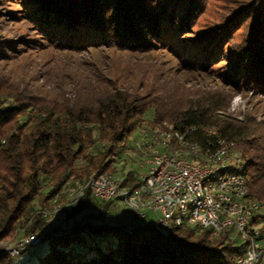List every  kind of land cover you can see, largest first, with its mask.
Listing matches in <instances>:
<instances>
[{"label": "trees", "instance_id": "obj_1", "mask_svg": "<svg viewBox=\"0 0 264 264\" xmlns=\"http://www.w3.org/2000/svg\"><path fill=\"white\" fill-rule=\"evenodd\" d=\"M32 2L30 19L35 33L58 49L73 51L98 47L148 50L165 31L187 32V19L195 4L193 0L153 5L143 0ZM261 2L255 40L245 57L252 62L251 67L245 65V78L255 84H264V0ZM31 41L0 40V62L23 52ZM46 44L37 41V45ZM194 47L199 48L196 58L202 59L188 66L207 68L206 45ZM240 61L233 67L238 75ZM24 80L15 79L0 65V241L47 228L50 216L43 217L40 211L54 198L56 203L65 202L68 180L84 181L115 172L123 176L122 185L137 187L138 171H117L114 157L119 148L127 149V135L142 125L141 117L149 108L153 125L166 121L183 131L191 129L188 137L202 146L217 138L233 140L245 161L250 197L264 210V148L249 139L252 132L246 119L225 113L229 91L185 95L171 89L147 97L128 87L100 90L92 86L89 98L71 99L53 93L52 88L42 94ZM89 206H95L96 212L81 222L75 220ZM112 206L113 201H99L86 192L67 210L70 224L52 227L59 235L44 234V246L17 256L0 250V264H234L243 254V244L229 241L227 232L213 236L210 229L197 225L161 231L135 214L129 225L92 221L102 219ZM254 223L260 224L259 238H264V213Z\"/></svg>", "mask_w": 264, "mask_h": 264}, {"label": "rangeland", "instance_id": "obj_2", "mask_svg": "<svg viewBox=\"0 0 264 264\" xmlns=\"http://www.w3.org/2000/svg\"><path fill=\"white\" fill-rule=\"evenodd\" d=\"M143 1L147 5H153L166 0ZM193 1L195 4L188 16L187 28L184 29L187 32L165 31L160 40L152 41L154 46L148 50L98 47L73 51L58 49L35 33L34 22L30 19L35 2L0 0V40H33L23 52L20 51L21 54L12 53L6 61L0 62V65L15 79H25L24 81H29L32 86L38 87L42 94L52 88L53 93H63L71 99L89 98L92 86L100 90L113 86L128 87L147 97L163 93L161 90L171 89H179V92L185 95L197 91H229L230 103L225 113L238 119H246V124L252 132L249 139L264 148V84H255L251 78H245L248 75L245 67L248 61H245V57L249 55L246 50L255 40L262 2ZM37 41L48 44L37 45ZM197 44L206 45L204 49L209 54L207 68L188 66L189 63L202 59L196 58L199 48L194 45L198 46ZM239 59L242 61L240 75L233 70ZM250 63L252 62L249 61L246 66L251 67ZM227 87L230 88L226 89ZM141 118L142 125L138 128L148 129L153 125L150 108ZM136 140H143V135L138 129L127 135V149L121 151L119 148L116 151L114 158L117 171L133 169L141 174L145 172L146 167L138 165L140 157L132 151ZM238 145L241 146L240 143ZM116 155L126 159L125 162ZM54 204L56 198L50 200L46 208L50 209ZM95 212V206H89L77 214L75 220L81 222L87 214ZM66 213L67 210L51 214L49 226L38 233L59 235L60 231H52V227L61 224V228H65L69 225L71 220H67ZM145 213L146 220L152 226L161 231L166 230L164 226L156 223V213L148 210ZM260 213H264V210ZM132 215L134 213L131 208L115 202V206H112L102 219L92 218V221H119L129 225ZM24 236L21 232L14 234L10 239L0 241V250L6 254L5 249L14 246L16 241ZM40 246L44 244L41 243ZM20 258L24 259L23 256Z\"/></svg>", "mask_w": 264, "mask_h": 264}, {"label": "built area", "instance_id": "obj_3", "mask_svg": "<svg viewBox=\"0 0 264 264\" xmlns=\"http://www.w3.org/2000/svg\"><path fill=\"white\" fill-rule=\"evenodd\" d=\"M137 129L143 140H136L132 151L140 157L138 165L146 167L137 187L122 185L123 176L115 172L68 180L65 202L42 208L41 216L68 210L88 192L99 201L125 204L137 218L146 219L145 211H152L166 230L187 224L208 228L213 236L227 232L229 241L244 246L234 264H264V238H259L260 224L254 223L262 209L250 197L245 161L236 143L217 138L202 146L188 137L191 129L183 131L166 121ZM42 237L27 234L5 251L17 256L39 248Z\"/></svg>", "mask_w": 264, "mask_h": 264}, {"label": "crops", "instance_id": "obj_4", "mask_svg": "<svg viewBox=\"0 0 264 264\" xmlns=\"http://www.w3.org/2000/svg\"><path fill=\"white\" fill-rule=\"evenodd\" d=\"M139 174H141L140 172H138Z\"/></svg>", "mask_w": 264, "mask_h": 264}]
</instances>
